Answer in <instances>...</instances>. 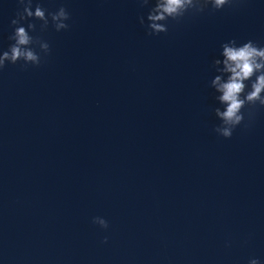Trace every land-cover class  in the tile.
Instances as JSON below:
<instances>
[{
	"label": "water",
	"instance_id": "obj_1",
	"mask_svg": "<svg viewBox=\"0 0 264 264\" xmlns=\"http://www.w3.org/2000/svg\"><path fill=\"white\" fill-rule=\"evenodd\" d=\"M40 3L69 27L33 21L48 55L0 69V264H264V106L224 138L210 84L223 42L264 46V0L158 35L138 0Z\"/></svg>",
	"mask_w": 264,
	"mask_h": 264
},
{
	"label": "clouds",
	"instance_id": "obj_2",
	"mask_svg": "<svg viewBox=\"0 0 264 264\" xmlns=\"http://www.w3.org/2000/svg\"><path fill=\"white\" fill-rule=\"evenodd\" d=\"M141 7L151 4L146 18L139 16L138 20L148 35H158L168 31L169 22H179L186 14L202 13L210 6L211 10H220L226 5L231 6L234 0H138ZM21 5L11 19V25L15 26L9 36L13 43L7 50H0V69L6 62L15 64L23 61L22 67L28 64L38 66L44 57L50 52L49 43L40 35H31L37 31V25L33 21H40L39 31L47 30L49 24L56 30L67 29L70 14L61 4L55 11L42 6L40 0H36L33 8V0H17ZM28 18H32L29 20ZM145 19L147 23H145ZM28 20L26 27L22 22ZM37 48L39 50H37ZM212 66L218 73L210 84L218 93L215 99L223 108L213 109L220 123L214 127V131L224 137L230 138L234 129L245 119L242 109L249 106H264V46L258 45L254 40H247L237 44L235 39H230L221 44L220 58L212 61ZM247 89V90H246ZM249 115L251 110L249 108ZM93 223L102 228L108 227V222L100 216L92 218ZM107 241V237H104ZM247 264H261L257 257L249 258Z\"/></svg>",
	"mask_w": 264,
	"mask_h": 264
}]
</instances>
